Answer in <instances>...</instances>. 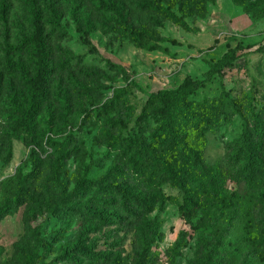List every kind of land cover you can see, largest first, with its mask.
<instances>
[{"label":"rangeland","instance_id":"rangeland-1","mask_svg":"<svg viewBox=\"0 0 264 264\" xmlns=\"http://www.w3.org/2000/svg\"><path fill=\"white\" fill-rule=\"evenodd\" d=\"M12 7L7 14L2 10L0 0V71L11 70L4 81V100L10 113L23 115L29 105V69L26 67V37L28 34L32 0H5ZM57 7L62 14L61 38H54L55 47L61 45L81 57L82 65L99 73L87 82L90 97H84L88 108L92 99L100 103L109 99L115 88L125 93L121 98L126 105H120L128 132L136 130V118L148 96L163 88L178 86L185 76L203 80L197 96L206 102H218L241 98V102L263 100L264 94V16L253 18L231 0H211L203 13L192 11L185 20L184 29L168 19L156 20L155 30L149 41L166 50L150 51L135 46L122 33H104L97 26L101 16L97 13L94 0H45ZM6 3V4H8ZM83 16L84 27L90 29L89 44L76 29V18ZM63 36V37H62ZM175 39L179 45L168 39ZM24 43V44H23ZM230 48H235L233 64L220 73L206 75L211 65L220 61ZM57 58H61L60 53ZM66 81L73 74L61 73ZM67 89L52 85V93L62 94ZM228 97L226 98V96ZM61 96L52 99L58 108ZM69 101L73 104L72 96ZM75 101V100H74ZM128 106V110L125 107ZM225 123L207 134L204 148L205 160L217 168L227 166V158L233 149L228 144L237 139L242 131L243 118L229 109ZM62 114L52 125L46 126V119H39L32 128L15 124L6 125L0 119V204H7L13 189L3 183L14 176L21 167L26 173L31 169L28 156L34 144V137L42 136V157L52 153L53 142L73 138L75 157L67 161L68 175L77 169L79 160L89 167L88 177L96 178L112 163L114 152L99 138L101 119L89 118L80 124L63 125ZM20 136V138H18ZM86 167V168H87ZM81 168L82 167L81 165ZM224 193L231 198L228 218L210 225H198L201 213L187 218L181 210L183 193L168 184L161 187V198L154 210L146 215V224L140 227L157 228L159 236L152 246V264H170L169 249L180 242L175 264H264V183L258 184L259 194L248 189L233 173L221 177ZM36 215L27 213L25 205L0 218V264H24L21 251L35 252L39 259L34 264H78L61 260L64 250L74 257L75 245L83 226L78 219L56 218L45 211ZM27 219V225L25 220ZM86 243L97 250L109 251L119 261L130 258L132 243L136 238L134 230L123 229L122 225L109 224L83 234ZM221 241V245L215 246ZM217 241V242H216ZM19 244V247L16 246ZM215 248L216 252L213 250ZM80 264H95L82 259Z\"/></svg>","mask_w":264,"mask_h":264},{"label":"trees","instance_id":"trees-1","mask_svg":"<svg viewBox=\"0 0 264 264\" xmlns=\"http://www.w3.org/2000/svg\"><path fill=\"white\" fill-rule=\"evenodd\" d=\"M210 1L94 0V3L101 16L97 27L104 33L120 32L137 47L165 51V47L149 41L155 30L154 22L162 17L187 29L185 17L192 11L203 13ZM231 1L255 19L264 16V0ZM1 3V11L7 14L11 2L1 0ZM30 9L25 39L26 67L30 74L29 105L21 116L7 111L3 84L11 70L3 69L0 71V119L6 125L15 124L16 129L22 125L32 128L39 119H46V126L51 130L62 114L65 115L64 126L76 121L82 124L92 117L102 118L99 138L115 154L110 159V166L96 178L88 177L89 167L81 159L76 171L69 176L67 161L76 153L73 138L68 136L53 142L52 153L42 157V136L34 137L35 145L28 156L31 169L24 173L18 167L14 176L3 182L13 191L8 203L0 204V218L22 205L34 217L35 207L40 206L38 211L56 218L78 219L83 226L75 245L77 255L82 258L64 250L61 260L78 264L83 258L95 264H152V246L159 232L157 228L149 225L144 228L140 224H146V215L154 210L161 198L163 185L182 191L183 214L191 218L201 213L200 226L205 224L203 219L212 225L230 218L227 217L228 208L233 200L224 193L223 175L233 173L248 189L259 194L258 184L264 183V94L262 101H257L253 95L252 101L244 104L241 98L206 102L197 96L203 80L185 76L178 86L151 93L136 118V130L128 132L124 129V116L119 111L120 105H126L121 98L125 95L124 90L115 88L112 96L102 103L92 99L90 106L98 103L94 107L84 105V97H90L87 82L99 73L82 65L79 55L61 45L54 46V38H61L62 31V14L57 7L46 4L45 0H32ZM76 21V29L89 44L90 29L84 27L83 16L77 17ZM168 41L180 44L175 39ZM234 50L229 47L206 75L220 73L223 68L231 66ZM63 72L73 74L74 78L64 81L60 77ZM56 84L67 89L63 95H50L52 85ZM70 95L73 104L69 101ZM59 96L60 108L52 103V99ZM125 109L128 110V106ZM229 109L243 118L242 131L228 144V149L233 151L228 155L227 166L217 168L205 160L203 152L207 134L225 123L224 117ZM261 193L264 195V189ZM25 223L27 225V219ZM111 223L136 232L127 260L114 259L109 251L97 250L93 244L86 243L83 234ZM217 241L215 246L221 245V241ZM16 246L20 248L18 243ZM179 246L178 241L169 249L170 264H175ZM213 250L216 252L215 248ZM21 254L24 264H34L35 259H39L35 252L22 250Z\"/></svg>","mask_w":264,"mask_h":264}]
</instances>
